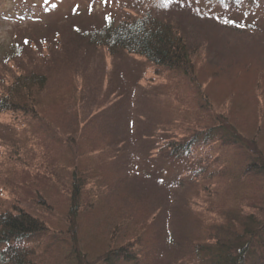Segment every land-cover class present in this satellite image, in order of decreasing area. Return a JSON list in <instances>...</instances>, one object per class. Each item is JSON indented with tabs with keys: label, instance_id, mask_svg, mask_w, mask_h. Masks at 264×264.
I'll return each mask as SVG.
<instances>
[{
	"label": "trees",
	"instance_id": "trees-1",
	"mask_svg": "<svg viewBox=\"0 0 264 264\" xmlns=\"http://www.w3.org/2000/svg\"><path fill=\"white\" fill-rule=\"evenodd\" d=\"M190 1L195 0L184 3ZM201 1L223 12L234 11L240 20L252 13L264 15V0ZM182 4V0H143L134 9L119 8L116 17H108L88 40L111 56L121 51L140 57L156 76L168 81L167 93L178 117L153 131L148 146L155 160L163 162L156 170L162 190L175 198L174 193L189 189L177 200V208L182 207L195 226L189 249L181 250L186 251L181 264H264V69H246L232 79L221 67L212 66L211 72L219 76L221 71L226 78L220 77L222 81L232 80L234 90L226 92L222 102H213L187 30L170 12L177 7L185 12ZM246 24L232 21L231 26ZM46 86V75L23 68L3 88L0 114L31 121L44 108ZM239 105L252 113V131L235 120ZM98 151L73 146L72 153L78 155L74 159L60 151L54 161L57 174L32 167L24 157L15 160L26 169L21 176L10 170L3 177L0 264H160L152 222L164 206L149 215L115 202L113 180L105 173L111 163L99 164ZM169 173L168 178L163 176ZM63 201L65 206H60ZM98 208L111 209L112 229L101 251L94 252L81 244L80 224L82 215ZM113 208L120 210L113 214ZM167 241L160 248L165 256L180 247L176 239Z\"/></svg>",
	"mask_w": 264,
	"mask_h": 264
},
{
	"label": "rangeland",
	"instance_id": "rangeland-1",
	"mask_svg": "<svg viewBox=\"0 0 264 264\" xmlns=\"http://www.w3.org/2000/svg\"><path fill=\"white\" fill-rule=\"evenodd\" d=\"M142 1L59 0L43 4L39 0H0V94L23 68L47 77L44 108L37 110L31 121L0 114V189L10 170L18 176L24 173L25 166L15 161L18 157L27 159L32 167L57 174L54 161L60 151L74 159L73 146L82 151L99 149L101 157L96 161L111 163L105 173L113 180L115 202L146 210L149 215L164 206L152 222L160 264H181L186 252L181 250L189 249L188 239L195 226L182 207L177 208V200L189 189L178 190L175 198L162 190V177L156 170L163 162L155 160L148 146L153 131L178 117L167 93L168 81L156 76L140 57L121 51L111 56L88 40L119 8L134 9ZM182 1L185 12L180 7L170 12L187 30L192 50L199 56L197 64L209 97L222 102L226 92L234 91L228 79H233V74L254 67L264 69V15L252 13L240 20V14L223 12L201 0ZM243 20L246 26H231L232 21L240 25ZM212 66L228 72L227 80L220 79H226L221 71L219 76L212 73ZM238 109L235 120L252 131V113L240 105ZM170 198L174 201L171 207ZM2 202L9 205L5 199ZM63 203L60 206H65ZM110 210L101 208L81 217V244L95 248L94 252L101 251L112 229ZM119 210L113 208V214ZM167 238L172 243L176 239L180 247L165 256L160 248Z\"/></svg>",
	"mask_w": 264,
	"mask_h": 264
}]
</instances>
